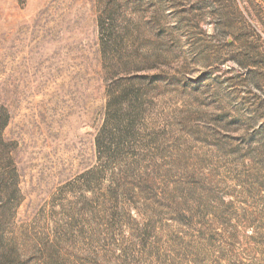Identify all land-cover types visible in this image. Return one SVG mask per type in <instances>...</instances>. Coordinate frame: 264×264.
<instances>
[{
    "label": "rangeland",
    "instance_id": "374dc122",
    "mask_svg": "<svg viewBox=\"0 0 264 264\" xmlns=\"http://www.w3.org/2000/svg\"><path fill=\"white\" fill-rule=\"evenodd\" d=\"M0 132V264H264V0H0Z\"/></svg>",
    "mask_w": 264,
    "mask_h": 264
},
{
    "label": "trees",
    "instance_id": "16d2710c",
    "mask_svg": "<svg viewBox=\"0 0 264 264\" xmlns=\"http://www.w3.org/2000/svg\"><path fill=\"white\" fill-rule=\"evenodd\" d=\"M6 142H5V139H4V137H3V134L0 132V147L2 148V149H6V144H5ZM6 189H7V187H6ZM13 252H15L14 250H13ZM10 261H12V260H10ZM10 261H8V259H7V256H5V260H4V264H11V262ZM13 262V261H12Z\"/></svg>",
    "mask_w": 264,
    "mask_h": 264
}]
</instances>
